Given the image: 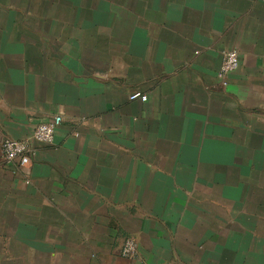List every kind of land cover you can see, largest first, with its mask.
Here are the masks:
<instances>
[{"label":"crops","instance_id":"obj_1","mask_svg":"<svg viewBox=\"0 0 264 264\" xmlns=\"http://www.w3.org/2000/svg\"><path fill=\"white\" fill-rule=\"evenodd\" d=\"M0 264H264V0H0Z\"/></svg>","mask_w":264,"mask_h":264},{"label":"built area","instance_id":"obj_2","mask_svg":"<svg viewBox=\"0 0 264 264\" xmlns=\"http://www.w3.org/2000/svg\"><path fill=\"white\" fill-rule=\"evenodd\" d=\"M239 53L235 49L226 50L223 54L219 76L223 83L227 84V75L239 66ZM131 99H147V95L141 91H135L131 94ZM63 121L60 114L54 115L49 120L39 123L28 138L19 139L6 137L2 140V156L6 164L25 166L31 161L33 142L53 143L57 127ZM138 243L133 236H128L122 246V255L127 258H136L138 256Z\"/></svg>","mask_w":264,"mask_h":264}]
</instances>
